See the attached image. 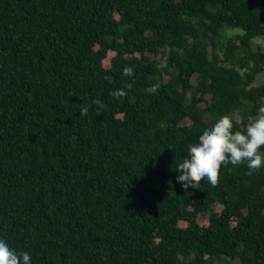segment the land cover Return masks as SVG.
<instances>
[{"label":"trees","instance_id":"obj_1","mask_svg":"<svg viewBox=\"0 0 264 264\" xmlns=\"http://www.w3.org/2000/svg\"><path fill=\"white\" fill-rule=\"evenodd\" d=\"M262 105L264 0H0V238L31 264H264V157L176 180Z\"/></svg>","mask_w":264,"mask_h":264},{"label":"clouds","instance_id":"obj_2","mask_svg":"<svg viewBox=\"0 0 264 264\" xmlns=\"http://www.w3.org/2000/svg\"><path fill=\"white\" fill-rule=\"evenodd\" d=\"M125 77L133 75L131 67L122 70ZM131 88V85H127ZM159 84L153 85L147 91L155 93ZM114 98L127 95L125 88L110 92ZM94 104L103 107L99 99ZM89 108L81 107L80 115L86 117ZM264 145V105L260 106L256 117L250 116L243 131L234 130L233 119L228 115L220 117L210 128H205L195 144L188 147L187 158L176 167L180 173L176 180L187 190L200 188L201 182L207 179L212 187L219 181V171L222 166L245 164L248 175H252L262 167L264 154L258 150ZM0 264H31V256L26 251H17L0 238Z\"/></svg>","mask_w":264,"mask_h":264},{"label":"rangeland","instance_id":"obj_3","mask_svg":"<svg viewBox=\"0 0 264 264\" xmlns=\"http://www.w3.org/2000/svg\"><path fill=\"white\" fill-rule=\"evenodd\" d=\"M113 55H114V52L113 51H109L108 52V57H107V59H105V63L108 60V58L110 59L111 56H113ZM216 208L219 210L221 208V206L220 205H217ZM198 219H199L200 222L205 220V218L203 216H199Z\"/></svg>","mask_w":264,"mask_h":264}]
</instances>
